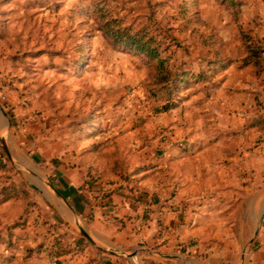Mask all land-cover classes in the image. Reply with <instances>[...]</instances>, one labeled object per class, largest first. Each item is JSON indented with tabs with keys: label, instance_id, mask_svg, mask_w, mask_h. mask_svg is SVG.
Returning a JSON list of instances; mask_svg holds the SVG:
<instances>
[{
	"label": "crops",
	"instance_id": "crops-1",
	"mask_svg": "<svg viewBox=\"0 0 264 264\" xmlns=\"http://www.w3.org/2000/svg\"><path fill=\"white\" fill-rule=\"evenodd\" d=\"M183 1L104 3L124 24L138 26L155 13L161 26L172 28L170 37L155 30L163 36L162 54L191 72L172 97L174 106L155 112L146 89V100L129 103L134 86L148 83L142 75L130 82L128 61L141 72L149 70L140 57L114 48L105 54V68L83 71L95 77L89 87L104 97L94 102L95 118L58 119L54 134L46 118L30 116L33 109L51 106L48 81L32 79L46 75L42 62L49 54L43 47L18 52L17 45L43 46L55 37L79 45L75 30L82 21L85 30L94 29L91 37L103 39L96 20H84L93 3L103 2L0 0V79L21 71L14 61L41 62L25 85L29 106L11 102L24 112L10 111L8 118L0 109L3 150L9 155L4 125L11 131L25 116L27 128L20 129L18 140L38 141L27 154L41 169L30 170L36 182L22 186L3 176L0 161V189L19 192L7 199L0 192V246L11 250L10 264H264V71L257 75L236 61L240 30L251 31L256 40L264 35V0H232L238 2L234 8L230 0H195L233 60L208 79L196 75L207 70L209 47L176 17ZM226 27L236 33L233 44L222 34ZM113 94L120 98L113 100ZM18 206L28 213L16 215Z\"/></svg>",
	"mask_w": 264,
	"mask_h": 264
},
{
	"label": "rangeland",
	"instance_id": "rangeland-1",
	"mask_svg": "<svg viewBox=\"0 0 264 264\" xmlns=\"http://www.w3.org/2000/svg\"><path fill=\"white\" fill-rule=\"evenodd\" d=\"M154 15L155 28L157 29V31L161 32L162 34H164V36L167 37L174 36L171 31L172 28H168L166 25L161 26L160 23H158L160 22V17H158L156 14ZM96 24L97 27V21ZM158 24L159 26H156ZM51 27L52 26L50 25L48 31L49 35L55 32V29H52ZM93 31V28L86 30V34L88 33V38L80 43L83 44L81 46V49L83 51L82 54L80 53L77 45H73L71 42H62L56 37L49 38L47 44L43 46L39 44L35 46L17 45L18 52H21L22 50H24L23 52L27 50H32L33 52L34 50H40L36 48L43 47V52H47L49 54L48 61L46 63L44 61L42 62L43 66L47 64V67H45L48 69L46 75H41V77H39L40 75L33 76L32 79L37 77L38 83H40V79L42 78L44 80L43 83L46 80L48 81L49 87L47 99L49 100V102H51V106L49 104V108L44 110L41 108L33 109L31 110L32 114L30 115L34 118H46L48 120V124L46 123V127L49 130V133H58V126H61L57 125L58 119H64L65 122L69 119L73 120V118L80 117H90V119H94L96 115L95 109L93 107L94 102L99 98H104L102 93H99L98 91L96 92L94 91V89H91L89 87V83L91 82V80H94L95 77H88V73H83V71L105 68V54L115 51L114 47H112L111 42H109L105 37L103 39H95L91 37L94 33ZM60 32L63 33V36L65 35L62 29H60ZM158 32L157 34H159ZM222 34L227 39H229L232 44L234 43L236 33L232 28H224ZM230 47H232V45H230ZM115 49L120 50L119 48ZM79 54L80 57L78 56ZM15 63H20L23 66V68L20 69L21 66H19L20 64L18 65L17 70H21V73L19 72L17 75L8 73V75H4L3 79H0V106L2 107V111L6 112V116L8 118L9 114L7 113V110L11 111V113L13 112L14 114H16V116H19V111L24 112L19 108H15L11 102L18 100L20 101V104H22V107L29 106L30 102L32 101V96L29 90L25 88V85L30 82L28 80H30L29 76L31 75V69L34 67V65H41L40 61H36L35 63H33L31 59L17 60V62H12V64ZM127 65V77L129 78L130 82L136 83L137 76L142 75L144 76L143 83L145 85L148 83L147 87H141L138 84L134 86L135 95L128 98L129 103L135 104L142 100H146V97H144L143 94V90L146 89V91L149 92V90L152 88L149 84V71L145 70L144 72H141L140 68L136 66L133 60L128 61ZM13 72L15 74L16 71L13 70ZM83 74L86 77H84ZM15 83H17L18 86L16 87V89L12 90L11 88L15 87ZM75 88L77 89L74 91ZM11 92L13 93L11 94ZM33 97L35 98V96ZM119 98V95L116 96L115 94H113V100H118ZM18 118H21L19 119L20 124L17 122V126L13 128V130L10 131L7 124H5L3 127L2 131L7 132L5 143L7 145L9 155L3 150L2 146L0 145V161L4 165V170H6V173L3 176L5 178H15L17 182L24 186L23 184L26 185V183H29L28 181H30L31 183L36 182V176L32 174L30 170L39 171L41 169L35 162L30 159V156H28L27 154L37 148L38 141L35 142L31 137V140H29V144L21 145L20 143L25 142L18 140V138H23L20 135L22 134V131L20 129L22 128L23 130H26L27 128V126H25L24 124L26 117L24 116ZM43 122H45V120ZM12 133H14V135H16L17 137H14ZM4 182V180H1V184H4ZM27 208L29 209V206H27ZM33 208L34 211L40 210L38 209L37 205L33 206ZM23 210L21 206H18L17 211L15 210L17 213L16 215H20L21 212L23 214L28 213L27 211L25 212V210ZM9 211L10 210H5V212L7 213ZM21 219L22 216H20V220ZM2 226L3 225L0 224V236L4 230V227ZM12 259H14V257L11 255V250L4 252L2 247L0 246V264H10V261Z\"/></svg>",
	"mask_w": 264,
	"mask_h": 264
},
{
	"label": "trees",
	"instance_id": "trees-1",
	"mask_svg": "<svg viewBox=\"0 0 264 264\" xmlns=\"http://www.w3.org/2000/svg\"><path fill=\"white\" fill-rule=\"evenodd\" d=\"M105 1L102 0V4L101 2L93 3L90 11L85 13L84 20H96L98 22L97 29L111 41L114 48L140 57L151 73L153 87L149 90V94L154 99L153 110L162 112L172 108L174 106L172 97L176 95L180 86L186 83V77L190 76L191 72L183 70L179 65H171L169 55L162 54L163 36H157L155 33V13H150L145 21L138 26L124 24L122 18L113 8L104 6ZM228 2L231 8L238 4L232 0ZM236 14L234 12V15ZM176 17L186 20L191 32L196 33L201 44L210 49L206 58L207 70L198 73L197 78L208 79L233 63L227 53L226 43L214 28L201 17L195 0H184ZM75 31L81 35L82 41L88 38L83 21ZM240 37L241 43L238 46L236 61L240 63L241 67H247L259 75L264 71V35L256 40L251 31L240 30ZM82 45H77L81 54L83 52ZM129 91H131L130 88ZM7 113L9 114L10 111L7 110ZM0 192L3 194V199L19 193L11 186H3ZM18 224L20 223L17 222L14 226ZM46 250L49 253L52 252V248L48 247Z\"/></svg>",
	"mask_w": 264,
	"mask_h": 264
},
{
	"label": "water",
	"instance_id": "water-1",
	"mask_svg": "<svg viewBox=\"0 0 264 264\" xmlns=\"http://www.w3.org/2000/svg\"><path fill=\"white\" fill-rule=\"evenodd\" d=\"M0 109L2 110L1 107H0ZM3 113L5 114V112H3ZM1 144H2L3 148L6 149V147H5V145H4V142H3L2 140H1ZM82 234H83L87 239L91 240L90 236H89L86 232L82 231Z\"/></svg>",
	"mask_w": 264,
	"mask_h": 264
}]
</instances>
